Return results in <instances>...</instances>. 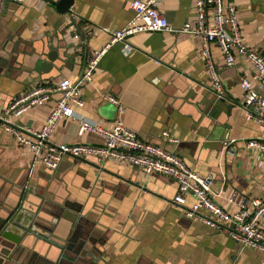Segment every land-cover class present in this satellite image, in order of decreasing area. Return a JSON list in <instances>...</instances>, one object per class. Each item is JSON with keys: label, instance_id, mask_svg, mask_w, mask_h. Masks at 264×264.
I'll return each mask as SVG.
<instances>
[{"label": "crops", "instance_id": "0c3cea01", "mask_svg": "<svg viewBox=\"0 0 264 264\" xmlns=\"http://www.w3.org/2000/svg\"><path fill=\"white\" fill-rule=\"evenodd\" d=\"M131 1L75 0L67 14L41 0L8 4L0 14V46L7 44L9 60L0 66V114L35 86L52 87L81 76L94 50L133 18ZM233 2L248 47L261 54L264 0ZM159 11L176 29L196 24L195 0H163ZM71 13L80 17L87 39L83 45L69 31ZM128 41L133 52L125 56L120 45L110 49L94 81L82 89L84 106H72L73 117L58 123L52 142L102 146L105 141L97 134H80L78 121L106 128L121 121L197 174L214 175L211 198L228 212L237 211L242 197L264 200V165L243 143L264 138V126L249 119L242 106L243 79L253 81L264 96L251 63L237 57L233 67H226L223 53L212 46L227 97L221 102L199 54L200 38L157 32ZM51 46L58 59L45 69ZM59 98L53 93L44 106L11 120L39 131ZM165 130L179 143L167 144L161 138ZM233 139L234 158L223 148ZM233 192L237 196L230 204ZM177 193L174 180L116 161L66 157L56 171L33 166L32 151L0 123V238L14 218L32 223L28 215L36 217L32 225L42 235L50 234L46 240L28 233L18 245L0 241V255L9 254L2 256V264H264V254L233 241L226 224L220 231L187 218L173 203Z\"/></svg>", "mask_w": 264, "mask_h": 264}, {"label": "built area", "instance_id": "2783aa9c", "mask_svg": "<svg viewBox=\"0 0 264 264\" xmlns=\"http://www.w3.org/2000/svg\"><path fill=\"white\" fill-rule=\"evenodd\" d=\"M46 4L60 0H41ZM163 0H133L130 3L134 16L121 30L110 33L108 43L99 50H94L88 58L83 74L76 79L64 78L52 87L35 86L30 91L16 98L9 108L0 114V123L19 145L27 147L33 154V166L42 164L48 170L56 171L64 158L94 161L103 163L116 161L144 170L148 174L159 175L174 180L178 185V193L173 203L183 209L184 215L197 220L215 230H223L226 224L228 236L236 243L249 247L264 254V200L242 197L236 212H228L211 198L214 175H199L174 153L164 146L145 141L123 122L118 121L113 127L89 124L79 120L80 134L87 132L97 134L105 144L96 145H55L52 137L57 125L62 120L72 118V106H84L82 89L95 78L97 68L111 48L121 46L125 56L133 52L129 43L130 37L143 33L169 32L187 34L202 40L199 52L207 63L211 89L218 99L227 97L221 77L222 68L218 66L212 54V46L218 47L224 55L225 66L233 67L237 57H242L254 67V81L259 89L264 90V57L251 50L243 37L237 6L233 0H195L196 24L189 23L182 28H174L167 18L159 11ZM24 0H0V14L8 4H21ZM69 31L80 44H85V33L81 27L78 14L71 13ZM253 81L243 79L244 91L242 106L247 117L264 126V96L254 90ZM53 93L60 94L52 108L45 125L39 131H30L13 123L31 108L44 106L50 101ZM113 103L115 98L109 97ZM124 108L120 107V112ZM161 138L167 144H178L179 139L170 130H165ZM237 140L223 142L226 154L237 156L235 144ZM244 146L255 153L258 161L264 165V138L243 141ZM236 192L228 198L230 204L235 203ZM192 199V202L189 201Z\"/></svg>", "mask_w": 264, "mask_h": 264}, {"label": "water", "instance_id": "95a60500", "mask_svg": "<svg viewBox=\"0 0 264 264\" xmlns=\"http://www.w3.org/2000/svg\"><path fill=\"white\" fill-rule=\"evenodd\" d=\"M75 0H60L58 2H52L54 4L59 13L61 14H67L71 12L72 7L74 6ZM7 44H4L3 46H0V66L5 67L9 60L7 59ZM261 56L264 57V52L261 53ZM58 59V54L53 46L50 47V53L47 55L48 62L44 65L45 69L51 68V62H55ZM212 90V89H211ZM216 97V95H215ZM216 99H218L216 97ZM218 101L225 102L227 101L225 98H220ZM91 162V161H89ZM29 218H32V223L25 224L24 221L18 220L17 218H14L12 220L11 224L7 228L6 232L1 236L0 241L6 240L8 242H12L15 245H18L21 243V240L28 234L36 235L43 239H48L50 237V234H44L42 235L40 233V230L37 226L32 225L33 223H37L36 217L33 215H28ZM17 232V233H15ZM19 232V233H18ZM8 257V253L2 254V256ZM0 255V264L3 263L4 258Z\"/></svg>", "mask_w": 264, "mask_h": 264}]
</instances>
